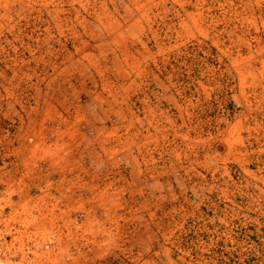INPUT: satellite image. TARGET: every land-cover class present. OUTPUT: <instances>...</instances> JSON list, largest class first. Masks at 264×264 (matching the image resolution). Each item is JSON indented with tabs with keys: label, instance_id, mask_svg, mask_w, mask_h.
<instances>
[{
	"label": "rangeland",
	"instance_id": "374dc122",
	"mask_svg": "<svg viewBox=\"0 0 264 264\" xmlns=\"http://www.w3.org/2000/svg\"><path fill=\"white\" fill-rule=\"evenodd\" d=\"M56 99L65 126L156 113L144 174L177 183L154 245L90 242L88 171L40 119ZM148 259L264 264V0H0V264Z\"/></svg>",
	"mask_w": 264,
	"mask_h": 264
},
{
	"label": "crops",
	"instance_id": "0c3cea01",
	"mask_svg": "<svg viewBox=\"0 0 264 264\" xmlns=\"http://www.w3.org/2000/svg\"><path fill=\"white\" fill-rule=\"evenodd\" d=\"M55 102L51 112L41 113L40 119L43 123L50 118L59 122V160L67 167L80 164L88 171L79 190L94 199L88 209L93 215L90 233L95 234L90 242L104 245L111 255L116 254V247L154 245L158 242L156 228L148 218L172 197L177 183L170 170L160 176L144 174L141 158L149 155L146 147L154 143L159 131L156 113H131L129 106L126 113H87L74 106L72 113L78 118L74 116L75 120L65 126V113H59L61 101ZM66 178L64 174L63 181H68ZM83 208L87 211V206ZM139 256L132 260L143 259ZM147 262L160 264L154 259Z\"/></svg>",
	"mask_w": 264,
	"mask_h": 264
}]
</instances>
